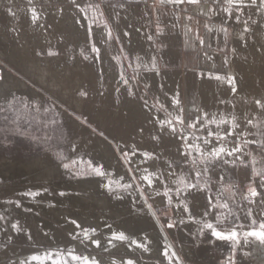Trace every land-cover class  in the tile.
I'll return each mask as SVG.
<instances>
[{
  "label": "rangeland",
  "instance_id": "obj_1",
  "mask_svg": "<svg viewBox=\"0 0 264 264\" xmlns=\"http://www.w3.org/2000/svg\"><path fill=\"white\" fill-rule=\"evenodd\" d=\"M234 1L50 0V2H46L40 0L35 2V0H0V24L2 23L0 25V249H4L1 247L5 246L7 249L0 251L2 256L6 258L3 260L4 258L0 253L2 260H0V264H14L13 262H16L15 264H29L28 262H21V259L24 258L22 255L27 257L51 250L60 252L61 255L88 253L87 249L90 250L91 246L86 242L87 239L84 238V241L83 235H79L81 238L71 234L63 224H60L46 212L43 211L39 214L42 212V208L36 206L38 202L35 201V198L44 197L47 194L49 196L56 195V193L60 194L56 188L79 180L80 178L75 173L80 172L82 166L86 177L97 176L101 179H109L113 172L106 171L105 173L108 172L105 175L107 177H101L94 174L89 167V162L93 166H100L102 163L103 167L106 165L104 158L106 156L101 151V147L103 148L105 143L112 148L113 152H116L114 154L125 170V174L114 172L111 178L115 180L114 177L116 179L123 177L121 184H132L131 189L127 191L117 188L113 184L114 190L108 193L114 200L117 195L123 197V199H116V201L121 206L119 207L123 209L121 218L124 220L128 218L126 215L129 214L128 220H131L134 215L132 212H124L121 205L123 203H128L129 208L127 210L133 208L132 211L135 213H138L140 208L141 214H143L142 211L144 213L146 211L144 209L146 204L136 190L137 181L143 174L141 171L143 167H148L149 171H163L162 178L165 179V183L169 184V187L173 188V191L176 184L172 183V180H178L180 175L188 172L189 166L183 165L182 172L177 165L175 168L177 175L172 177V180L168 177L167 172L171 170L169 169V162L177 160V148H180L183 141L174 137L168 131L167 126L161 128V121L157 120L156 117L153 118L155 120L151 119L152 117L146 120L141 118L145 123L140 119L132 122L133 118L128 119L130 118L128 111L121 107L125 103H121L120 97L117 99L118 103L114 101L112 105L110 95L113 93L109 94L111 91L119 92V95L122 90H125L128 94L135 96L142 103L154 109L151 113H158L163 118L162 121L173 119L174 122V118L177 116L184 119L185 125L200 121L195 129H189L188 132L184 133L188 135L189 142H192L193 133L196 136L204 137L209 131L226 133L229 130V125L234 127L241 140H264V29L261 30L260 28L264 23V19H260L264 16V9L262 10L264 1L257 0L259 5L257 2L241 1V4L238 0ZM33 6L41 8L51 6L53 9L66 7L70 8L71 11L79 12L80 15L83 14L81 11H84L87 30L89 29L88 35L86 34L83 38L84 43H74L78 40L77 35L71 34L73 32L70 28L66 30L63 27L64 30L62 29L61 23L63 21L61 19V22L60 18H56L57 14L52 15L54 18L52 16L49 18V22L59 23L56 25L53 22L49 25L51 27L56 25L57 27H52V29L50 27L49 30H52H50V35L46 34L47 37L45 35H43L44 38L41 37L42 35L38 34L36 28L31 27L33 23L30 20L27 21L19 16L21 8L28 9ZM133 7L136 9L134 10ZM131 11L136 12L135 19L131 18ZM11 12H13L12 17L10 14L8 15ZM40 17L47 20L48 15L41 14ZM92 25L96 26V34L91 29ZM135 26L137 28H134ZM58 29H62L61 32H58ZM12 30L15 31L12 33ZM101 31H104L102 35ZM136 33L135 38L141 42L132 46L130 41L135 36L133 34ZM39 35L41 39L37 38ZM53 36L56 39H51ZM61 39L64 40L62 43ZM235 39L244 40L251 44L249 45L251 47H248L249 49L239 47L236 45ZM34 40L39 41L40 45L36 43L39 45L38 47L34 44ZM69 41L70 43H68ZM32 43L37 49L31 46ZM54 44L62 48L56 47ZM70 44L73 48L70 47ZM13 46H15V50L12 49ZM104 46L106 47L104 48ZM97 47H99V52L94 51ZM100 48H103L104 52ZM10 49L11 51L18 49V51L11 52ZM81 50L83 51L81 52ZM5 51H8L9 54ZM50 51L57 54L50 55ZM108 56L116 60L117 64L115 63L112 67L104 66ZM29 57L33 61L29 60ZM53 58L59 59L60 62L58 65L51 64V68L54 70L52 72L58 75V79H63V82L61 80L54 82L49 79L50 77L48 81L39 80L40 77H36L37 70L31 66L32 62L39 61L38 63L43 64L44 59H47L52 63ZM69 58L72 60L70 63ZM79 58L82 59V62ZM248 61H250L249 63L252 62V66H246ZM27 62L30 63L27 64ZM61 62L71 66L70 70L72 67L74 68L71 70L72 73H69V77H64L61 72ZM98 62L99 66H103L102 69L97 68L99 67ZM62 63L61 65H63ZM55 67L58 69L56 70ZM81 67L82 69H80ZM114 67L117 68L115 73L119 76L112 75ZM22 69L26 72L34 70L36 74H33L34 72H30L31 75L27 74ZM105 69L108 70L106 74ZM147 74L151 75L150 78L153 74L158 76L159 80L156 86L152 85V79L148 78ZM8 76L13 77L12 81L10 78V81L16 83L9 82L10 85H7ZM79 76L80 78H77ZM113 76L118 79L115 80ZM72 77L74 78L72 79ZM102 79L104 81H101ZM111 79H114L113 82ZM21 80L24 81V85L20 84ZM67 80L71 81L69 85H66ZM174 80L177 84L172 88L173 90L167 88ZM106 83L114 85L112 87L109 85L111 88L106 89ZM49 85L53 86L50 87ZM72 85L76 86L72 88ZM94 85L95 87H93ZM101 85L105 88H102ZM57 86L62 87L67 92L61 91L62 89ZM69 86L70 88H68ZM114 86L115 88H113ZM53 87H57V89L54 90ZM75 89L76 91H73ZM103 90L107 93H104ZM168 96L174 98L173 104L169 103ZM77 98L81 100L79 103ZM119 104L120 106H118ZM122 108L124 110H121ZM129 114L131 113L129 112ZM225 119L228 121L227 124L224 123ZM206 120L213 121V124H209L203 129L201 126L206 123ZM143 123L144 125H142ZM237 124L239 127H235ZM244 133L250 135L244 136ZM237 136L233 135L229 139L234 142ZM199 142L197 141V143ZM215 143L216 141L213 140V144ZM231 146L229 144V147ZM259 149V144H249L248 149H246V151L251 150L256 158L257 168L264 166V151L260 152ZM96 152H99L97 153L99 156ZM133 153L135 155H132ZM143 153L153 154L156 159L141 164V160L144 159ZM58 154H63L65 157L62 162L57 159ZM225 159L231 160L232 158L225 157ZM243 159L245 165L221 164L215 173L209 174L213 181H219V183L211 185V193L198 192L195 195L189 193L190 213L186 212L183 207H176L178 201L175 196H173V204H169L166 197L156 196L146 184H143V181H139V185L144 187L143 191L148 196V203L152 205L150 210L152 214L154 213L156 223L165 233L167 240L177 254L174 253L173 260L175 262L168 258H161V260L144 255L141 259H145L146 263L151 262L150 264H264V202L260 197L255 198V203H249L244 198L253 180L252 157L244 156ZM8 161L14 164L28 163V165L40 162V169H43V166L46 168L51 165L52 168L58 167L60 170L55 171V174H58L55 178L59 179L53 184V178L45 180L38 174L33 177L25 172L14 177L10 174V168L7 167V169L4 166ZM62 163L70 164V168L64 169ZM134 175L135 180L133 179ZM191 175L194 177V173ZM220 177L224 179L221 181ZM157 185H159V181L154 183L153 187ZM255 186L257 191L261 192V196L264 197V188H261L259 178L256 179ZM159 188L162 192L163 186L160 185ZM38 191L42 194L34 195ZM135 196L138 198L136 199ZM209 197L213 204L218 205L217 207L213 208L209 204ZM181 199H185V197L181 196ZM33 202L34 204H32ZM132 204L136 211L134 207L131 208ZM224 204H227L228 207H223ZM11 210H13L12 213ZM18 210H23L22 214L17 213ZM148 222L147 226L149 225L150 229L137 228L138 234L150 231L151 227L152 229L156 228L153 227L156 225L154 221ZM14 224L16 227H13ZM169 224H172V227H169ZM147 226L146 228H148ZM52 227L56 228L58 236L59 233L62 234L55 241H52L48 236L49 232L54 230ZM163 240L165 242L166 239L163 238ZM76 241H79V244ZM9 249L11 252H8ZM3 252L5 253L3 254ZM93 252L97 253L98 250H93ZM104 253L106 258L118 260L117 253L110 254L108 251H104ZM19 255L20 257H18ZM132 258L136 259V257ZM157 259L158 261H156ZM31 262L46 264L42 259ZM59 262L53 264H74L71 261Z\"/></svg>",
  "mask_w": 264,
  "mask_h": 264
},
{
  "label": "bare ground",
  "instance_id": "obj_2",
  "mask_svg": "<svg viewBox=\"0 0 264 264\" xmlns=\"http://www.w3.org/2000/svg\"><path fill=\"white\" fill-rule=\"evenodd\" d=\"M36 1H40V0H35V2ZM46 2H50V0H45ZM53 1H55V0H53ZM57 1V0H56ZM236 1V0H235ZM234 1V2H235ZM238 1H247V3H249L248 1H250V2H252V3H254V2H257V0H238ZM262 1H264V0H262ZM2 2V1H1ZM3 2H6V1H3ZM8 2V1H7ZM12 2V1H11ZM242 2H241V4H242ZM260 2H261V0H260ZM33 3V2H32ZM38 3V2H37ZM239 3V2H238ZM259 2H257V4H258ZM261 4V3H260ZM24 5V4H23ZM259 5V4H258ZM54 6V5H53ZM79 7V6H78ZM77 7V8H78ZM17 8V7H16ZM81 8V7H80ZM22 10L20 11L19 9H17L18 11H20L19 13H20V17H22L23 19H26L27 21L28 20H30L31 22V27L33 26L34 28H36V30H37V32H38V34H41L42 36L41 37H43V35H45L46 37H47V35L46 34H49V33H51V29H52V27L49 25V24H52L54 21H52V23L51 22H49V18H51V16L52 15H54V14H57L56 16V18H60V21H61V19H62V23H61V27H62V29L64 30V28L67 30V28H70L71 29V32H73V33H71V34H74V35H77V41H74V43L76 42H83V41H85V40H83V38H84V36L87 34L88 35V31H89V29L87 30V25H86V22H85V17H84V11H81L83 14L82 15H80V13L79 12H74V11H71V9L70 8H66V7H64V8H62V9H56V8H52L51 6H47V7H44V8H41V7H38V6H33V7H29L28 9H23V8H21ZM133 9L135 10L136 8H134L133 7ZM264 8H262V10H263ZM16 10V9H15ZM12 11V10H11ZM76 11V10H75ZM263 13V12H262ZM11 15L10 17H12V14H13V12H11V13H8V15ZM41 14L43 15V14H45V15H48V18H47V20L46 19H42L40 16H41ZM130 15L132 16L131 18H133V19H135V16H136V12L134 13V11L132 12H130ZM17 16V15H16ZM18 16V17H19ZM59 16V17H58ZM262 16H263V14H262ZM18 17H16V18H18ZM14 18V17H13ZM52 18H54L53 16H52ZM260 19H264V16H263V18H260ZM12 20V19H11ZM14 20V19H13ZM12 20V21H13ZM17 20V19H16ZM1 21H2V19H1ZM58 22H59V20H57ZM263 21V20H262ZM7 22V21H6ZM17 22H18V20H17ZM136 22V21H135ZM4 23V22H3ZM8 23V22H7ZM19 23V22H18ZM17 23V24H18ZM20 23H21V20H20ZM24 23V22H23ZM55 23V22H54ZM134 23V22H133ZM2 24V23H1ZM0 24V25H1ZM5 24V23H4ZM16 24V25H17ZM35 24V25H34ZM56 24V23H55ZM59 24V23H58ZM58 24H56V25H58ZM136 24V23H135ZM14 25V24H13ZM24 25V24H23ZM55 25V26H56ZM260 25V24H259ZM4 26V25H3ZM7 26V25H6ZM18 26V25H17ZM22 26V25H21ZM20 26V27H21ZM54 26V27H55ZM60 26V25H59ZM263 26H264V23H263ZM263 26H260V28H261V30H263L264 29V27ZM7 27H9V26H7ZM10 27H11V25H10ZM16 27V26H15ZM51 27V31L49 30V28ZM53 27V28H54ZM57 27V26H56ZM64 27V28H63ZM18 28V27H17ZM16 28V29H17ZM22 28V27H21ZM60 28V27H59ZM134 28H137L136 26L134 27ZM259 28V29H260ZM2 29V28H1ZM7 29V28H6ZM11 29V28H10ZM12 29H13V27H12ZM29 29V28H28ZM61 29V30H62ZM91 29L94 31V33L96 34L97 33V29H96V26L95 25H92L91 26ZM3 30H5V29H3ZM18 30H20V28H18ZM61 30H59L58 29V32L60 31L61 32ZM106 30V29H105ZM2 31V30H1ZM9 31V30H8ZM13 31H15V30H12V33H13ZM34 31V30H33ZM99 31H100V29H99ZM134 31H136V29H134ZM55 32L56 33H58L56 30H55ZM63 32V31H62ZM103 32L104 31H101V35L103 34ZM107 32V31H106ZM137 32V31H136ZM213 32V31H212ZM238 32V31H237ZM7 33V32H6ZM17 33H18V31H17ZM16 32H15V34H17ZM20 33V32H19ZM36 33V32H35ZM34 33V34H35ZM64 33V32H63ZM66 33V32H65ZM70 33V32H69ZM98 33H100V32H98ZM22 34H23V31H22ZM24 34H25V32H24ZM60 34V33H59ZM68 34V33H67ZM261 34V33H260ZM7 35V34H6ZM11 35V34H10ZM13 35V34H12ZM30 35H31V33H30ZM32 35H33V33H32ZM35 35H37V34H35ZM50 35V34H49ZM65 35V34H64ZM70 35V34H69ZM68 35V36H69ZM133 35H135V36H133ZM132 36V39H131V43H132V46H136L137 44H140V42L141 41H139V40H137L135 37H136V35H137V33L136 34H133ZM263 35V34H262ZM19 36H20V34H19ZM23 36V35H22ZM26 36V35H25ZM57 36V35H56ZM97 36V35H96ZM100 36V35H99ZM98 36V37H99ZM130 36V35H129ZM243 36V35H242ZM17 37V36H16ZM31 37V36H30ZM34 37H36V36H34ZM41 37H40V35L39 36H37V38H40L41 39ZM50 37V36H49ZM75 37V36H74ZM87 37V36H86ZM139 37V36H138ZM137 37V38H138ZM27 38V37H26ZM44 38V37H43ZM53 38H55V36H53V37H51V39H53ZM135 40H134V39ZM21 39H22V37H21ZM46 39V38H45ZM56 39V38H55ZM13 40H14V38H13ZM24 40V39H23ZM27 40V39H26ZM44 40V39H43ZM67 40V39H66ZM65 40V41H66ZM87 40V39H86ZM18 41V40H17ZM32 41V40H31ZM55 41V40H54ZM62 41H64L63 39H61V43H62ZM101 41V40H100ZM137 41V42H136ZM253 41V40H252ZM34 42V44L38 47L40 44L38 43L39 41L38 40H34L33 41ZM42 42H44V41H42ZM48 42H51V41H48ZM47 42V43H48ZM22 43V42H21ZM36 43H38L39 45H37ZM41 43V42H40ZM46 43V44H47ZM52 44L54 43L53 41L51 42ZM60 43V42H59ZM58 43V45H60ZM68 43H70V41L68 42ZM84 43V42H83ZM82 43V44H83ZM100 43V42H99ZM235 43H236V45L237 46H239V47H246V48H250L251 46H249V45H251V44H249V43H247L246 41H242L241 39H235ZM31 44V43H30ZM43 44H45V43H43ZM50 44V43H49ZM101 44V43H100ZM103 44H104V42H103ZM253 44H254V41H253ZM256 44H258V43H256ZM22 45V44H21ZM20 45V46H21ZM25 45V44H24ZM42 45V44H41ZM55 45V44H54ZM58 45H55L56 47L58 46ZM66 44H64V46H65ZM102 45V44H101ZM100 45V46H101ZM105 45V44H104ZM20 46H17V47H20ZM26 46V45H25ZM31 46H34L33 45V43H32V45ZM30 46V47H31ZM49 46V45H48ZM55 46H53V47H55ZM61 46H62V44H61ZM61 46H58V47H61ZM99 46V47H100ZM107 46V45H106ZM106 46H104V48L106 47ZM111 47H113L112 45H110ZM259 46H261V45H259ZM258 46V47H259ZM14 48H12V49H14L15 50V46H13ZM16 47V48H17ZM35 47V46H34ZM63 47V46H62ZM61 47V48H62ZM66 47H68L69 48V46H67L66 45ZM70 47H72V45L70 44ZM77 47H78V45H77ZM76 47V48H77ZM83 47V46H82ZM99 47H97L96 49V51H98L99 50ZM253 47H256V46H254L253 45ZM36 48V47H35ZM45 48H47V47H45ZM44 48V49H45ZM73 48V47H72ZM248 48V49H249ZM1 49V48H0ZM33 49V48H32ZM37 49V48H36ZM36 49H34L36 52H37V50ZM40 49H41V46H40ZM43 49V50H44ZM53 49V48H52ZM55 49V48H54ZM101 49V51L103 50V52H104V49L103 48H100ZM259 49V48H258ZM13 50V51H14ZM24 50V49H23ZM33 50V51H34ZM38 50H39V48H38ZM42 50V49H41ZM40 50V51H41ZM47 50V49H46ZM69 50V49H68ZM2 51V50H1ZM10 51H11V49H10ZM13 51H11V52H13ZM16 51H18V49L16 50ZM16 51H14V52H16ZM34 51V52H35ZM71 51V50H70ZM74 51V50H73ZM100 51V52H101ZM248 51H250V50H248ZM260 51V50H259ZM8 51H5V53H7ZM10 52V53H11ZM26 52H27V50H26ZM25 52V53H26ZM47 52V51H46ZM69 52V51H68ZM99 52V51H98ZM24 53V52H23ZM32 53V52H31ZM38 53H39V51H38ZM91 53V52H90ZM115 53V52H114ZM255 53V52H254ZM260 53V52H259ZM259 53H258V55H259ZM8 54H9V52H8ZM15 54V53H14ZM43 54H45L44 52H43ZM88 54H89V52H88ZM5 55V54H4ZM7 55V54H6ZM24 55V54H23ZM97 55V54H96ZM252 55V54H251ZM29 56V55H28ZM28 56H27V58H28ZM253 56V55H252ZM255 56V55H254ZM4 57V56H3ZM9 57V56H8ZM55 57H57V56H55ZM79 57V56H78ZM90 57V56H89ZM99 57V56H98ZM257 57V56H256ZM2 58V57H1ZM5 58V57H4ZM15 58H17V57H15ZM30 58V57H29ZM39 58V57H38ZM43 58H44V56H43ZM50 58V57H49ZM61 58V57H60ZM68 58V57H67ZM92 58V57H91ZM91 58H89V59H91ZM97 60H98V58L97 57H95ZM105 58V57H104ZM107 58V60H105L106 62V65H104V66H109V67H112L115 63L117 64V61L116 60H113V58H111V56H108V57H106ZM105 58V59H106ZM258 58V57H257ZM36 59V58H35ZM61 59H63V58H61ZM60 59V60H61ZM76 60H77V58H75ZM74 59V60H75ZM80 59V58H79ZM5 60V59H4ZM16 60V59H15ZM18 60H20V59H18ZM25 60V59H24ZM29 60H32L31 58L29 59ZM59 59H56V58H53L52 59V63L49 61V60H47V59H44V62H43V64H41V63H38L37 61L36 62H32L33 64L31 65L34 69H36L37 70V74L35 73L36 71H34L33 69V71L32 72H34L33 74H36V77H40V79L39 80H43V82L44 81H48V78L49 79H51L52 81H54V82H56L57 80L59 81V80H61V79H58V75L56 74V73H53L54 72V70H52V68H51V64H54V65H58L59 64V62L60 61H58ZM64 60H66V59H64ZM70 60H71V58H69V63H70ZM81 60V62H82V59H80ZM100 60V59H99ZM33 61V60H32ZM72 61V60H71ZM79 61V60H78ZM102 61V60H101ZM62 62H63V60H62ZM61 62V63H62ZM80 62V61H79ZM92 62H94V61H92ZM250 61H248L247 63H248V65H246L247 67L248 66H252V62L251 63H249ZM16 63V62H15ZM24 63H26V62H24ZM30 63V62H29ZM28 62H27V64H29ZM61 63H60V66L62 67L61 68V72L63 73V75H64V77L65 76H68L69 75V73L71 72V70L72 69H74L73 67H72V69L70 70V67L68 66V64L67 65H64L63 63V65H61ZM72 63V62H71ZM76 63H77V61H76ZM97 63V62H96ZM18 64V63H17ZM21 64H22V62H21ZM75 64V63H74ZM81 64V63H80ZM80 64H78V65H80ZM102 64V63H101ZM19 66V65H18ZM30 66V65H29ZM29 66H27V67H29ZM30 66V67H31ZM94 66V65H93ZM97 66V65H96ZM98 66H99V62H98ZM54 67V66H53ZM74 67H75V65H74ZM103 67V66H102ZM102 67L101 66H99V67H97V68H100V69H102ZM116 67V66H115ZM115 67H114V71H112V75H114V76H119L117 73H115L116 72V69H115ZM247 67H245V68H247ZM21 68H24V67H21ZM20 68V69H21ZM56 68V70L58 69V67H55ZM79 68V67H78ZM250 68V67H249ZM25 69H26V67H25ZM77 69V68H76ZM80 69H82V67L80 68ZM109 69V68H108ZM23 70V69H22ZM110 70V69H109ZM247 70V69H246ZM250 70H251V68H250ZM4 71V70H3ZM24 71V70H23ZM27 71H28V68H27ZM30 71V70H29ZM53 71V72H52ZM81 72H82V70H80ZM85 71H87V70H85ZM108 70L107 69H105V74H106V72H107ZM24 72H26V71H24ZM31 72V71H30ZM30 72H26L27 74H30ZM31 72V73H32ZM78 72H79V70H78ZM88 72V71H87ZM104 72V71H103ZM117 72H118V70H117ZM251 72V71H250ZM7 73V72H6ZM72 73V72H71ZM74 73V72H73ZM248 73V72H247ZM26 74V75H27ZM59 74V73H58ZM81 74V73H80ZM100 74V73H99ZM11 75V74H10ZM31 75V74H30ZM30 75H28V76H30ZM74 75V74H73ZM82 76H83V74H81ZM13 76V75H12ZM35 76V75H34ZM33 76V77H34ZM61 76V75H60ZM76 76H77V72H76ZM76 76H75V78H76ZM113 76V77H114ZM35 77V78H36ZM63 77V78H64ZM69 77V76H68ZM99 77V76H98ZM147 77L148 78H150L151 77V75H148L147 74ZM6 78H7V76H6ZM10 78H11V76H8V79H7V81L6 82H8L7 83V85L9 84L10 85V83L9 82H11L12 81V79H13V77L11 78V81H10ZM57 78V79H56ZM70 78H71V76H70ZM74 77H72V79H73ZM77 78H80V76L79 77H77ZM115 78V77H114ZM146 78V77H145ZM145 78H144V80H145ZM14 79H16L15 78V76H14ZM56 79V80H55ZM67 79V78H66ZM98 79H100V77L98 78ZM118 79V78H117ZM116 78H115V80H117ZM150 79H152V85L154 84L155 86L157 85V83H158V76H156V74H155V76H154V74H153V76H152V78H150ZM18 80H19V78H18ZM17 80V81H18ZM38 80V81H39ZM65 80V79H64ZM78 80V79H77ZM109 80V79H108ZM107 80V81H108ZM112 80V82H113V80L114 79H111ZM166 80V79H165ZM250 80V79H249ZM62 82H63V79L61 80ZM61 81H60V83H61ZM68 81V83H66V85L68 84H70V82H69V80H67ZM98 81V80H97ZM101 81H104V79H102ZM106 81V82H107ZM15 82V81H14ZM14 82H11V83H14ZM24 82V81H23ZM22 82V80L20 81V84L21 85H24V83ZM42 82V81H41ZM66 82V81H65ZM80 82V81H79ZM100 82V81H99ZM98 82V83H99ZM109 82V81H108ZM146 82V81H145ZM16 83V82H15ZM19 83V82H18ZM27 83V82H26ZM26 83H25V85H26ZM76 83V82H75ZM82 83H83V81H82ZM81 83V84H82ZM103 84H104V82H102ZM167 83H168V81H167ZM43 84V83H42ZM73 84V83H72ZM97 84V83H96ZM107 84V83H106ZM105 84V85H106ZM170 84V83H169ZM177 84V82H175V80L174 81H172L171 82V84L170 85H168L167 86V88H173V87H175V85ZM51 85V84H50ZM49 85V86H50ZM58 86H61V85H59V84H57ZM109 85H111V84H107V87H106V89L107 88H111L113 85H111V87L109 86ZM48 86V85H47ZM53 86V85H52ZM52 86H50V87H52ZM55 86V85H54ZM57 86V87H58ZM76 85H72V88L73 87H75ZM80 86V85H79ZM79 86H78V88H79ZM109 86V87H108ZM154 86V87H155ZM250 86V85H249ZM6 87V86H5ZM4 87V88H5ZM8 87V86H7ZM6 87V88H7ZM57 87L56 88H54V90L55 89H57ZM93 87H95V85L93 86ZM97 87H98V85L96 86V88H94L95 90L97 89ZM100 87V86H99ZM101 87L102 88H105V87H103L102 85H101ZM6 88H5V90H6ZM27 88V87H26ZM58 88H60V87H58ZM68 88H70V86L68 87ZM101 88V89H102ZM113 88H115V86L113 87ZM112 88V89H113ZM60 89H62V87L60 88ZM100 89V90H101ZM105 89V90H106ZM108 89V90H109ZM117 89V88H116ZM152 89H153V87H152ZM68 90V89H67ZM94 90V91H95ZM100 90H98V91H100ZM115 90V89H114ZM173 90V89H172ZM246 90V89H245ZM53 91V90H52ZM61 91H65V90H61ZM73 91H76V89L75 90H73ZM98 91H96V92H98ZM104 91V90H103ZM110 91V90H109ZM247 91H248V89H247ZM26 92V91H25ZM65 92H67V91H65ZM95 92V93H96ZM106 91H104V93H105ZM9 93V92H8ZM55 93V92H54ZM60 93V92H59ZM62 93V92H61ZM70 93V92H69ZM87 93H89V92H87ZM100 93V92H99ZM107 93V92H106ZM109 93V92H108ZM111 93H113V94H111ZM119 93V92H118ZM118 93L117 92H110L109 94H111L110 96H111V100H112V102L109 100L110 99V97H109V101L112 103V105H113V102L115 101V102H117L118 103V97H120V101H121V103L122 102H124L125 104H123V106H121V107H123L124 109H125V111H128L127 113H128V115H130L129 117L130 118H128V119H132L133 118V120H131L132 122H134V120H137V119H140L141 121H144V120H142L141 118H144L145 120L146 119H148V118H150V117H152L151 119H153L154 117H156V119L157 120H160V121H162V119L163 118H161V116L158 114V113H156V112H153V113H151L152 112V110L154 111V109H151L148 105H146V104H144V103H142L138 98H136L135 96H133V95H131V94H128L125 90L123 91L122 90V92L118 95ZM74 94V93H73ZM93 94V93H92ZM59 95V94H58ZM64 95H65V93H64ZM101 95V94H100ZM102 95H103V93H102ZM106 95H108V94H106ZM73 96V95H72ZM76 96V95H75ZM83 96H84V94H83ZM63 97H65V96H63ZM175 97V96H174ZM76 98V97H75ZM85 98V97H84ZM72 99H74V98H72ZM174 99V98H173ZM173 99H172V97L171 96H168V101H169V103L170 104H173ZM77 100V102L79 103L81 100L80 99H76ZM75 100V101H76ZM79 100V101H78ZM106 100V99H105ZM104 100V101H105ZM123 100V101H122ZM74 101V100H73ZM175 101V100H174ZM109 102V103H110ZM77 103V104H78ZM115 105H116V103H114ZM118 106H120V104L118 105ZM117 106V107H118ZM79 107H80V105H79ZM115 108H117L116 106H114ZM120 107V108H121ZM119 108V107H118ZM121 109V110H124V109ZM101 109V108H100ZM118 110V109H117ZM116 111V110H115ZM124 111V112H125ZM129 112L131 113V114H129ZM118 113V112H117ZM126 113V112H125ZM95 114H96V112H95ZM98 114V113H97ZM119 114V113H118ZM117 114V115H118ZM127 117V116H126ZM125 117V119H127ZM127 119V120H128ZM150 120V119H149ZM148 120V121H149ZM153 120H155V119H153ZM73 121V120H72ZM160 121H158V122H160ZM102 122V121H101ZM156 122V124H157V121H155ZM154 122V123H155ZM128 123V122H127ZM127 123H126V125H127ZM136 123V122H135ZM140 123V122H139ZM144 123H145V121H144ZM144 123L142 124V125H144ZM132 124V123H131ZM159 124V123H158ZM129 125V124H128ZM141 125V126H142ZM129 127V126H128ZM139 127V126H138ZM85 129V128H84ZM115 129V128H114ZM132 129V128H131ZM89 132V131H88ZM91 134V133H90ZM94 134V133H93ZM95 135H96V133H95ZM97 136V135H96ZM98 138H99V136H97ZM101 139V138H100ZM99 140V139H98ZM106 140V139H105ZM101 143V142H100ZM98 146V145H97ZM96 147V146H95ZM172 148V147H171ZM94 149V148H93ZM100 149V148H99ZM95 150V149H94ZM101 151H102V153H103V155L104 156H106V157H104L105 158V162H106V165L103 167V169L105 170V172L106 171H109V173H110V171L111 172H117L118 174L119 173H123V174H125V170L123 169V165L121 164V162L119 161V159L115 156V154L114 153H116V152H113L112 151V148H110V146L108 145V144H104V146H103V148L101 147ZM97 153H99V152H96V154ZM98 155V154H97ZM96 155V156H97ZM164 155V154H163ZM99 156V155H98ZM103 160V159H102ZM34 161H36V160H34ZM46 161V160H45ZM20 163V162H19ZM136 163V162H135ZM103 164V163H102ZM101 164V165H102ZM40 165H41V163L40 162H35V163H33V164H29L28 165V163L27 164H14V163H11L10 161H8V162H6L5 163V165L4 166H6V168L8 167V168H10V174L12 175V176H14V177H16V176H19V174L21 173V172H25V173H27V174H29V175H32L33 177H34V175H36V174H38L39 176H42V179H45V180H48L49 178H53L54 180L52 181V180H50V181H52L53 182V184H55V181L57 180L58 181V179L59 178H55L56 177V174H55V171H57V170H60L58 167H56V168H52L51 166H49V167H46V168H44V166H43V169H40L39 167H40ZM54 165V164H53ZM70 165V164H69ZM3 166V165H2ZM103 166V165H102ZM139 167H141V166H139ZM7 168V169H8ZM63 172V171H62ZM8 173V172H7ZM108 173V172H107ZM106 173V174H107ZM6 174V173H5ZM61 174H63V173H61ZM112 174V173H111ZM58 175V174H57ZM60 177V176H59ZM105 177H107V176H105ZM117 177H119L118 175H117ZM61 178H62V176H61ZM30 179H32L31 178V176H30ZM114 179H116L115 177H114ZM34 180H36V179H34ZM39 180H41V179H39ZM61 180V179H60ZM63 180H64V177H63ZM6 181V180H5ZM33 181V180H32ZM43 181V180H42ZM41 181V182H42ZM62 181V180H61ZM37 183H38V181H36ZM35 182V183H36ZM108 182V179L106 178V179H101V178H98L97 176H91V177H87V178H80L79 180H77V181H73V182H69V183H67V184H65V185H63V186H61V187H58V188H56V190L57 191H59L60 193H61V191L64 193V195H61V194H57L56 193V195L55 194H53L52 196H49V194H47L46 196H44V197H42V196H38V198L36 197L35 199V201L36 202H38V204L36 205L37 207H39V208H42V212H39V214L40 213H43V211H44V213L46 212L47 214H49V216H51L53 219H55L56 221H58L60 224H63V226H65V228L66 229H68V231L72 234L73 233V235H83V238L81 237V236H79V237H81L83 240H84V238H86L87 239V241L86 242H88L89 243V246H91L90 248V250L89 249H87L88 251V253L86 254H81V255H78V254H63V255H61L60 254V252L59 253H57V252H53L52 250L51 251H49V252H41V253H36V254H34V255H30V256H27V257H25L24 255H22V257H24V258H22L21 259V262L23 261V262H28L29 264H31V263H33V262H31L32 260H39V259H42V260H44V263H51V264H53V263H57V262H59V261H63V263H64V261H71V262H73L74 264H150L151 262H148V263H146L143 259H141V257H142V255H144V256H150V257H156V258H159V259H161V258H168V259H171V260H173L174 259V253L176 254V252H175V250L172 248V246H171V244H170V242L167 240V237H166V235H165V233L161 230V228L159 227V225L156 223V221H155V218H154V215L152 214V212H151V210L149 209V208H145L144 207V209L146 210L145 211V213H144V211H142L143 212V214H141V212H139V210L141 209H138V213L136 214L135 212H133L132 211V207H134V209H135V206H133V204L131 205V210L130 209H128L127 210V208H129V205H127V204H125V203H123V204H121L122 205V207L124 208V212H132V215H134L133 217H132V219L131 220H128V218H129V214L128 215H126V217L128 216V218H127V220H124V219H122L121 217H122V213H123V209H121L120 207V205H119V203H118V201H116V199L114 200L113 198H111L109 195H108V193H109V191L105 188V187H103L102 185H104V184H106ZM16 183V182H15ZM48 183V182H47ZM34 184V183H33ZM49 184V183H48ZM29 185H31V184H29ZM61 185V184H60ZM41 190V189H40ZM44 194V193H43ZM63 197L64 199H62L61 197ZM37 196V195H36ZM136 197V196H135ZM134 197V198H135ZM152 197V196H151ZM138 197H136V199H137ZM161 198V197H160ZM123 199V198H122ZM139 200V199H138ZM126 201V200H125ZM135 202V201H134ZM133 202V203H134ZM139 202V201H138ZM141 203V202H140ZM17 204V203H16ZM19 204V203H18ZM32 204H34V202L32 203ZM129 204H131V203H129ZM135 204V203H134ZM139 204V203H138ZM142 205V204H141ZM144 205V204H143ZM120 206V207H119ZM23 208V207H22ZM25 210V209H24ZM142 210H143V208H142ZM22 211L23 210H18V212L17 213H20V214H22ZM26 211V210H25ZM135 211H136V209H135ZM141 211V210H140ZM11 213L13 212V210H11L10 211ZM60 212V213H59ZM134 213V214H133ZM140 213V214H139ZM44 215V214H43ZM34 216V215H33ZM38 217V216H37ZM46 217V216H45ZM125 217V218H126ZM32 218V217H31ZM130 218H131V216H130ZM4 219V218H3ZM35 219V218H34ZM46 219V218H45ZM151 219V220H150ZM152 219H153V221L156 223V225L155 226H153V227H156L155 229H152V227H151V230L150 231H146L145 229H150L148 226H147V224L149 223L148 221H151V222H153L152 221ZM50 220V219H49ZM37 221V220H36ZM52 221V220H51ZM35 222V221H34ZM150 222V223H151ZM54 223V222H53ZM18 224V223H17ZM35 224V223H34ZM51 224V223H50ZM59 224V225H60ZM151 224H153V223H151ZM34 226V225H33ZM61 226V225H60ZM62 226V227H63ZM146 226L148 227V228H146ZM36 227V226H35ZM52 228H54V227H52ZM137 228H145V229H143V230H145L144 232V234H138L137 233ZM50 230H51V228H49ZM58 229H59V227H58ZM189 229V228H188ZM53 232H49V238H51V240L52 241H55V240H57V237L59 238V236L60 235H62V234H60L59 233V236H58V231L56 230V228H54V230H52ZM60 231H61V229H60ZM66 232V231H65ZM173 232V231H172ZM66 234H68V233H66ZM64 235V234H63ZM72 235V236H73ZM66 236H68V235H66ZM75 236V237H76ZM70 237V236H69ZM75 237H72L73 239H77V238H75ZM38 238V237H37ZM36 238V239H37ZM163 238H165L166 240H165V242H164V240H163ZM39 239V238H38ZM45 239V238H44ZM80 239V238H79ZM74 240V241H75ZM85 241V240H84ZM76 242H78V244H79V241H76ZM76 242H74V243H76ZM49 243V242H48ZM85 243V242H84ZM83 243V244H84ZM87 244V243H86ZM4 246V245H3ZM13 246V245H12ZM82 246V245H81ZM83 246H85V245H83ZM77 247V246H76ZM1 248H4V249H0V251H2V250H4V251H6L7 249H5L6 248V246L5 247H1ZM9 248V247H8ZM85 248V247H84ZM186 249H187V247H185ZM12 249H14L13 247H12ZM53 249H55V248H53ZM86 250V249H85ZM93 250H98V252L97 253H94L93 252ZM75 251V250H74ZM77 251V250H76ZM90 251V252H89ZM100 251V252H99ZM104 251L105 252H109L110 254L111 253H117V255H118V260H116V259H110L109 257L108 258H106L105 256H104ZM8 252H11L10 251V249H9V251ZM84 252V251H83ZM1 253V252H0ZM5 252H3V254H4ZM75 253H77V252H75ZM104 253V254H103ZM6 254H7V252H6ZM177 255V254H176ZM1 256H2V253H1ZM0 256V257H1ZM109 256V255H108ZM3 257V256H2ZM5 257V256H4ZM3 257V258H4ZM6 257H7V255H6ZM17 257V256H16ZM18 257H20V255L18 256ZM132 257H136V259L135 258H132ZM9 258H11V257H9ZM115 258V257H114ZM155 258V259H156ZM6 258H4L3 260H5ZM12 259V258H11ZM149 259V258H148ZM154 259V260H155ZM0 260H1V258H0ZM8 260H10V259H8ZM13 260V259H12ZM150 260H152V259H150ZM162 260V259H161ZM165 260V259H164ZM167 260V259H166ZM2 261V260H1ZM17 261V260H16ZM156 261H158V259L156 260ZM160 261V260H159ZM170 261V260H169ZM168 261V262H169ZM174 261V260H173ZM172 261V262H173ZM10 262V261H9ZM155 262V261H154ZM175 262V261H174ZM244 262V261H243ZM14 264L16 263V262H13ZM60 263V262H59ZM157 263V262H156ZM165 263H167V262H165ZM2 264V263H1ZM34 264V263H33ZM153 264V263H152ZM160 264V263H159ZM162 264V263H161ZM169 264V263H168ZM242 264V263H241ZM248 264V263H247Z\"/></svg>",
  "mask_w": 264,
  "mask_h": 264
},
{
  "label": "snow or ice",
  "instance_id": "obj_3",
  "mask_svg": "<svg viewBox=\"0 0 264 264\" xmlns=\"http://www.w3.org/2000/svg\"><path fill=\"white\" fill-rule=\"evenodd\" d=\"M83 50H81L82 52ZM96 51V49H94ZM50 55L57 54L49 52ZM87 58V57H86ZM205 117H207V114H205ZM235 119V118H233ZM197 123H200V121L189 123L185 125V121L182 117H175L174 122L173 119H169L167 121H161V128L164 126H167L168 131L174 136L178 137L179 140L183 141L180 148H177L178 158L175 162H169V169L170 171L167 172L168 177L172 180V177L176 176L177 173L175 171V168H177V165L179 168H181V171L183 172V165H187L188 172L185 174H182L179 176L178 180H172V183L176 184L175 190L173 191L172 187H169L168 183H165V179H163V171L156 170V171H149L148 167L142 168V175L139 177V181H143V184H146L147 187L154 192L156 196H163L167 198V203L173 204V196L177 199L178 203L176 204L177 208L183 207L186 212H189V193L195 195L196 193H203L208 192L211 193L212 188L211 185L213 183H219V181H213L212 177L209 175L210 173H215L217 167H220L221 164L227 165H245V160L243 159L244 156H250L252 157V180L253 183H250L249 189L247 194L245 195V199L248 200L249 203H255V198L260 197L262 202H264V197L261 196V192L257 191V188L255 186L256 179L259 178L260 186L261 188H264V166L257 168L256 164V158L253 156L251 150L248 149L249 144H259L260 145V152L264 151V140L256 141V140H247L243 139L241 140L237 133L234 130V127L232 125H229V130L225 132L215 133L212 131H209L207 136H196L194 133L192 134V142H189L188 135H185L184 133L188 132L189 129H195ZM224 123H228V121L225 119ZM209 124H213V121L206 120V123L201 126V128L204 129V127H207ZM179 125V126H178ZM219 127V125H216ZM235 127H239V125H235ZM233 135L237 136V139L233 142L229 139V137H232ZM250 135L249 133H244V136ZM213 140L216 141L215 144H213ZM197 141H200L197 143ZM226 141V142H225ZM229 144L232 146L229 147ZM211 146V147H209ZM181 148L183 149L181 151ZM139 151V150H138ZM132 155H135L133 153ZM144 159L141 160V164H145L147 161L156 159V156L148 155L147 153L142 154ZM225 157H231L232 159H225ZM57 159L62 162L65 157L63 154H58ZM75 163V162H74ZM62 167L64 169H69L70 165L68 163H62ZM89 167L91 168L92 172L98 176H105V170L103 169V166H93L89 162ZM191 173H194V177L191 175ZM75 175L78 178H87L83 172V166L82 170L80 172L75 173ZM114 173L111 174L113 176ZM109 176L108 182L104 185L110 193L114 190L112 185L115 184L117 188H120L124 191H127L128 189H131L132 184H121V180L123 177H120L119 179L113 180ZM133 179L135 180V175L133 176ZM224 178L220 177V180L222 181ZM137 187V191L140 194L141 199L144 201L146 206L149 209H152V205L148 203V196L143 191V186L139 185ZM159 181V185L156 187H153L154 183H157ZM163 186V191H160L159 186ZM41 192H36L34 195H40ZM61 195H64L63 192L60 193ZM181 196L185 197V199H181ZM116 199H122L123 197L117 195L115 197ZM209 204L215 208L218 205L213 204L211 198L208 199ZM223 207L227 208L228 205L224 204ZM190 213V212H189ZM154 214V213H153ZM13 227H16L14 224ZM169 227H172V224H169Z\"/></svg>",
  "mask_w": 264,
  "mask_h": 264
}]
</instances>
